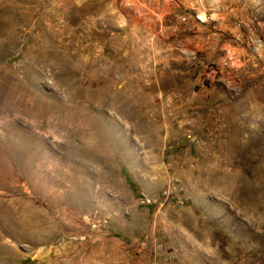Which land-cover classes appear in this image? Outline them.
I'll return each mask as SVG.
<instances>
[{"label":"rangeland","instance_id":"374dc122","mask_svg":"<svg viewBox=\"0 0 264 264\" xmlns=\"http://www.w3.org/2000/svg\"><path fill=\"white\" fill-rule=\"evenodd\" d=\"M0 264H264V0H0Z\"/></svg>","mask_w":264,"mask_h":264},{"label":"trees","instance_id":"16d2710c","mask_svg":"<svg viewBox=\"0 0 264 264\" xmlns=\"http://www.w3.org/2000/svg\"><path fill=\"white\" fill-rule=\"evenodd\" d=\"M125 179H126L127 183L129 184V186L131 187V189L133 190V192H135L136 191L135 186H134L133 182L130 180V178H128L126 176V174H125Z\"/></svg>","mask_w":264,"mask_h":264}]
</instances>
